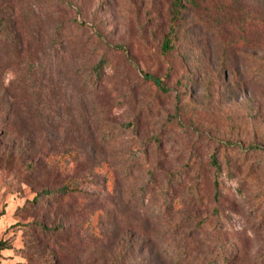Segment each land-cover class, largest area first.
I'll list each match as a JSON object with an SVG mask.
<instances>
[{"label":"rangeland","instance_id":"rangeland-1","mask_svg":"<svg viewBox=\"0 0 264 264\" xmlns=\"http://www.w3.org/2000/svg\"><path fill=\"white\" fill-rule=\"evenodd\" d=\"M250 145L264 0H0V264H264Z\"/></svg>","mask_w":264,"mask_h":264},{"label":"trees","instance_id":"trees-1","mask_svg":"<svg viewBox=\"0 0 264 264\" xmlns=\"http://www.w3.org/2000/svg\"><path fill=\"white\" fill-rule=\"evenodd\" d=\"M177 1L180 2V0H177ZM178 15H179V13L177 11H174L171 14V26H170L169 32L164 36L163 43L161 45V50L163 52H165V53L168 52L171 49V47H172V40H173V38H174V36L176 34L175 22H176V20L178 18ZM101 68H102V64L99 63L96 66L95 69L98 70V72H99ZM145 77H146V79L151 80L156 86H161L162 85L161 80L159 78H157V77H153V76H151L149 74H146ZM227 144L233 145L232 142H227ZM247 149L264 151L263 147L256 146V145H250ZM212 162H213V164L217 165L216 159L213 158ZM217 186H218V183L215 182V187H217ZM66 190H67V188H64V187L60 188V189H58L56 191H50V190H46L45 189V190H42L39 193V195H42V194L48 195V194H52V193H61L62 194V193H66ZM5 249H7V244L4 241L0 240V257H1V252L3 250H5Z\"/></svg>","mask_w":264,"mask_h":264}]
</instances>
